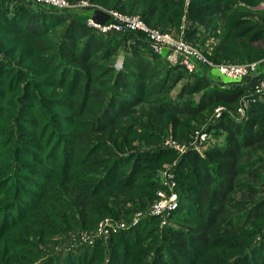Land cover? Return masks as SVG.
Segmentation results:
<instances>
[{"label": "trees", "instance_id": "trees-1", "mask_svg": "<svg viewBox=\"0 0 264 264\" xmlns=\"http://www.w3.org/2000/svg\"><path fill=\"white\" fill-rule=\"evenodd\" d=\"M70 1H86L89 3V5H87L88 7L82 6L81 9L98 10L97 5L100 6L99 4L107 6L108 9L104 13L107 15L108 20L95 19L102 24L115 21L111 11H118L125 15H137L133 12H140V17L149 27L159 29L162 32H169L168 30L175 25L174 21L176 18L178 20V26L180 27V17L184 13V6L186 4L185 0H131L129 6L122 4L119 0ZM242 1H245L247 4H254L258 0H191L186 8L188 18L193 21H200L201 24L207 26L210 33L209 36H212L211 38L214 40L209 48L212 49L211 53L212 57L214 56L213 60L217 63L221 62L219 61V56L222 53H224V55L226 54L225 57H227V55L230 54L229 51L236 50V52H238L241 48H246L245 44L237 43L236 40H239V38H246L247 35L252 34L250 41H253L257 34L261 36L264 35V27L262 24L245 21L248 20V17L238 16L241 9L237 8V6ZM140 2H142L144 8L138 10L136 5L140 4ZM237 3L239 4L237 5ZM175 7H180V11L172 9ZM249 10L250 9H247L248 12H251V10ZM262 12L264 16V11ZM66 13H68V8L60 9L48 5L37 4L32 1L0 0V23H2V28L10 29L11 32L21 33L26 40L44 37L46 32L52 28H58V24L64 22L68 24V28L72 27L74 32L81 35L84 41L81 43V47H78L79 44L76 43L75 49L72 50L69 49L71 46H68V50L66 49L59 53L42 54L41 59L43 60V67L48 77L49 70L56 68V64L59 63L74 71L69 83L70 89L78 91L83 88L85 91H89L91 81L88 80L87 84L80 85L81 77H88L86 70L88 71L89 67L97 66L106 69L107 73H115L114 79L118 75L116 80H114L115 85L127 88L133 91V93L136 92L138 95L131 94L130 97H125L126 100L124 101L126 105L123 104L124 107H122L119 113L116 114V116H108L107 111L113 107L117 99L122 98V96L117 93L111 94L110 96L111 89L109 87H107V89L95 88L96 91L93 93L105 96V99L99 104H105L106 108H108L99 111L98 116L93 121L89 120L88 122H82L81 128H83V130L73 129V135L71 136L73 139L72 142H66L63 139L58 140L56 133H59V131H55L54 137H56L58 141H56L57 143L54 145L55 149L53 148L47 157L48 165L52 167L54 176L53 179H47L46 176L42 177L44 180L47 179L48 183L53 182L52 186L55 184L54 188H45L41 183H33L32 185L35 190H20L18 185H13L14 183L11 182L12 179L17 177V171L8 173L4 179L0 180V185L4 186V189L0 190V198L4 194L7 195L6 202L0 200V220H3V222L0 223V230L7 227L9 223L8 218L11 216L14 217V220L11 221L12 224L24 220L35 207H40L45 202L48 191H50V193L56 192L58 194L57 196H59L57 198L59 199L54 200L59 201L61 206H67L66 210L71 214L72 223H70L72 226L82 227L84 230H88L96 227L98 222L106 217H114L129 222L133 221V218H136L139 213L143 214L148 212V209L156 200L157 189L162 187V185L156 181V167L153 165L154 162L161 160L162 156H164L163 154L172 155L175 152L170 148L166 150L161 148L157 151L153 149L146 150L139 146L140 143L154 144L160 138V136L155 135V133H165L171 121H173L176 130L178 127L188 129L183 135V137L187 138L193 128H201L199 127L200 124L197 127H193L191 123H188V125H180V119L177 118L174 120L175 118H171L170 116L166 118V114L171 113L173 116L178 115L180 118L184 116L188 118H198L199 121H201L202 117H200L199 114L210 107L209 104H204L203 102L196 107H189L186 105L187 107L185 109H169L165 106L171 104L170 99H159V101L154 99L157 98L158 94L161 92L160 88L163 86V79H160L158 83L154 81L158 76H161V72L148 69L147 65L138 61L141 60L142 57L132 56L129 59L137 63L138 68L141 70L140 78L144 79L151 86L148 89H146V85H141V87H144L142 89L134 87L132 82H127V80L136 82V75L131 71L123 69L124 71L117 73L115 66L113 67L110 63H107L110 62L112 56L116 55L118 51V49L114 47L115 44L112 43L107 36L121 35L126 36L127 39L140 42L144 38L148 40L145 32L127 30L116 33H103L90 26L87 20L84 21L79 17ZM220 16H223V22H220ZM152 23H162L161 26L163 28L157 27ZM243 25L248 29H240ZM193 26L195 25H191V27ZM200 30L199 27L192 28L191 35L198 34ZM116 37L114 39H116ZM202 44H205L204 40ZM33 48L37 49L34 44ZM149 48L153 53V56H151L153 61L154 59H156L157 62L161 60L166 66L168 65L164 57L156 54L151 49L150 44ZM138 49L139 47H134L131 53L135 55L142 54ZM103 51L105 52L95 55V53ZM33 56L34 55H30L29 57ZM92 59H97V62L92 61ZM147 60L144 61L149 64V59ZM3 61L7 62V64H4V66H6L5 69H0V75H5L6 77H10V79L15 76L21 78L20 81L25 84L24 94L26 91L33 90L35 79L32 81H30L31 79L26 80L25 76H23L25 73L23 69H18L16 66L12 65L10 61L2 60V62ZM73 63L82 64L85 66V69H80L73 65ZM7 66L9 67L7 68ZM174 68L189 74V71L184 66L178 65ZM159 70L161 69L159 68ZM149 75H153V77L150 78ZM191 75H194V73ZM62 80H64V77L61 76L60 81ZM231 81L232 83L229 84L216 85L217 87L212 89L211 92L216 94L215 98L219 99L216 103L221 102L227 105L231 110H236L246 89L244 90V87L242 88L243 84L240 83V81L244 80L237 81L231 79ZM249 90L252 91L251 88ZM195 91H197V89L189 91L188 94ZM219 93H224L226 95L219 97ZM72 95H74V93ZM146 99H148L147 102L149 104H152L149 109H143V113L146 114L138 111L140 115L131 117L129 119L130 121H124V118L129 116L130 111L128 110L136 107L140 103H144ZM154 100L158 102L156 101V103ZM83 105L86 104L83 103L82 106ZM122 115L124 118L121 117ZM119 116L120 118H118ZM139 116L141 118H139ZM36 122L37 121L34 120L32 125ZM230 122H232L231 125H229ZM233 123H240L242 125L235 126ZM140 126H142V129L139 131L137 128ZM45 127L51 128L47 129L49 132L53 130L49 124ZM222 127L228 128V133L225 136L227 139L226 149L221 151L208 149L206 156L198 155V153L196 155L192 154L193 156L189 154L190 156L187 155L185 157L186 159L184 158L185 160L183 159L181 161V166L186 168L185 170H181V175L187 177V181L191 186V193H193L191 195L193 199L188 198L189 200L184 206H182L183 201H181L177 209V215L182 208L184 209L185 207V209L189 211V216L187 215L188 218L194 220V223L188 225L189 229L176 227L174 224L165 225L163 231L166 232L167 236L173 238L174 244H177L176 246L179 248V251H177L178 254H174L175 245L171 246L170 244L168 246H162L157 251L156 257L153 255V263L158 262V258H160L163 264H172L173 258L175 259L177 255L179 258L186 256L188 261L186 260L185 264H188L190 258L196 259L204 250H207V248H218V245H216L218 243L215 244L213 240L218 238L220 234L219 231L225 228V224L231 218V215H233V212L230 214L227 213L230 210H239V212L244 213L245 216H249L256 212L257 208L262 204L260 201H256L254 199L255 197H251V189L247 188V186L245 190L248 191V197L237 198L233 194L237 190L241 191V188L245 186L246 182H239V180L242 176L248 173L250 174L249 170L253 166V163L248 162L246 164L245 161L249 160L256 153L255 151L264 148V100L253 103L248 109L247 115L241 121L234 119V117L227 112L222 119L211 123V130L213 132L210 129H207V131H209L210 135L218 130L223 132L221 130ZM47 143L53 144L51 140H47ZM248 149L254 151H248ZM16 151L17 146L13 148L14 154ZM207 156L218 158L222 161L219 163L220 165H212ZM12 161L13 159L11 158L9 162ZM122 162L125 164L128 163L127 166L122 167ZM1 177L2 174L0 175V178ZM60 177L62 178L57 181ZM12 187L13 190H11ZM255 190L256 188L254 187V191ZM23 194L27 195V201L26 199H21ZM62 197L66 200L61 201ZM11 210H14V212H11ZM173 212L174 211H172V214ZM65 213L66 212L63 211L61 214H58V216L52 217L56 219L57 222L59 221L62 224L68 225L69 223L64 221L68 218ZM177 215H172L171 219H175ZM31 216L32 218H36L34 214H31ZM159 220V216H149V214H146L140 225L142 228L135 231L134 234H139L140 237V234L143 235L145 230L152 224H156L157 226ZM47 222H49V220ZM136 229H133V232ZM128 230L129 231L121 229L114 231L112 236L108 238V242H106L107 240H98L94 246L78 245V249H76L78 252L77 254L67 251H64L63 254L62 252H60V254L53 253L41 264H47L52 260H54L53 262H56V264H92L97 260H100L99 264H105L106 258L113 261L116 260L114 258L115 256H119V262L125 264L124 260L126 259L124 256L126 254L129 255V252L124 250L123 253H121L120 250L122 246L130 244L132 241L133 245L138 244L137 238L131 235L132 233L130 231L132 227ZM114 243H120L121 247H119L117 251H119L121 255H118L116 252L114 253L112 249L114 246L111 247L109 245H114ZM109 246L112 250H109ZM247 253L250 255L253 252L246 251L242 253L240 258H233L231 264H264V260L257 259L256 254H253L254 258L243 261L244 263L241 262L244 256H249L245 255ZM56 255H62L64 257H59L58 259Z\"/></svg>", "mask_w": 264, "mask_h": 264}, {"label": "rangeland", "instance_id": "rangeland-1", "mask_svg": "<svg viewBox=\"0 0 264 264\" xmlns=\"http://www.w3.org/2000/svg\"><path fill=\"white\" fill-rule=\"evenodd\" d=\"M29 1L36 3L34 0H28V2ZM67 1L71 3V7L68 8V13L66 14L79 17L84 21L87 20L88 23L91 20V22L94 21L101 25H107L96 21L98 19L108 20L107 15L104 13L108 9L107 6L99 4L100 6L97 5L98 10L81 9L82 6L80 7L79 2ZM185 1V10L179 22L180 27L178 26V20L176 18L174 21L175 25L172 26L167 33L176 39L187 41L197 48L205 58L200 61L196 60L197 64L196 70L193 72L194 75H191L193 73L190 72V75L186 74L180 69L174 68L178 65L175 66L169 62L168 53L164 52L159 54L166 59L167 66L161 60L157 62V60L154 59L153 61L151 59L153 53L149 48V44L151 47L149 39L147 40L144 38L139 42L133 41V39H127L126 36L121 35L107 36L108 39L115 44L114 47L118 49L116 55L112 56L110 62L107 63H110L113 67L115 66L117 73L129 70L136 75V82L127 80L128 83L132 82L136 88L143 89L144 87H141V85H146V89L151 87L144 79L140 78L141 70L138 68L137 63L129 59L132 56L142 57L144 59L141 58V60L138 61L147 65L148 69L161 72V76H158L154 81L158 83L160 79H163V86L160 88L161 92L158 94V97L154 99L158 101L159 99H170L171 104L165 107L169 109H185L187 106L196 107L203 102L204 104L210 105V107L199 114L200 117H202L201 121H199L198 118H188L187 116L180 118L178 115L173 116L171 113L166 114V118L170 116L171 118H175L174 120L177 118L180 119V125H188V123H191L193 127H197L200 124L199 127L201 128H193L187 138L183 137V135L188 129L178 127L176 130L173 121H171L165 133H155V135L160 136V138L154 144L140 143L139 146L146 150L153 149L157 151L161 148L165 150L170 148L175 151L172 155L163 154L164 156H162V159L153 164L156 167V181L159 182L162 187L157 189L156 200L148 209V212L143 214L139 213L131 222L119 220L114 217H106L101 219L96 227L84 230L82 227L72 226V218L70 212L66 210L67 206H61L59 201L54 200L59 199L57 198L59 196H57L58 194L56 192L50 193V191H48L46 196L47 199L40 207H35L30 215L26 216L25 219L19 223L12 224L11 221L14 220V217H9L7 227L0 230V264H41L53 253L60 254V252H62L63 254L64 251H67L77 254L78 252L76 249H78V245L94 246L98 240H107L106 242H108V238L112 236L114 231L121 230L120 228L129 231L128 229L131 227V235L137 238L138 244L133 245L132 241L130 244L122 246L120 250L121 253H123L124 250L129 252V255L126 254L124 256L126 259L124 260L125 264H151L153 263V255L156 257L157 251L162 246L164 247L170 244L171 246L175 245L174 254H178L177 251H179V248L176 246L177 244H174L173 238L167 236L166 232L163 230L165 229V225L168 226L171 224H174L176 227L189 229L188 225L194 223V220L188 218L189 211H187L185 207L184 209L182 208L177 215V209L181 201H183L182 206H184L188 202V198L193 199L191 196L193 193H191L190 190V183L187 181V177L181 175V170L186 169L181 166V161L189 154L196 155L198 153V155L206 156L208 149L218 151L226 149L227 139L225 136L228 133V128L222 127L221 130L223 132L218 130L210 135L207 129L211 130V123L222 119L227 112H229L234 119L241 121L247 115L246 112V115L241 117L238 113L240 108L245 105V99L248 98L251 100L248 108H246L247 111L253 103L264 100V98H262L263 96L256 91L254 92L261 78L264 79V35L261 36L257 34L253 41H250L252 34L247 35L246 38H239V40H236L237 43L245 44L246 48H241L238 52H236V50L229 51L230 54L227 55V57H225L226 54L224 55V53H222L219 56V61L221 62L217 63L213 60L214 56L212 57V49L209 48L214 40L211 38L212 36H209L210 33L207 26L201 24L200 21H193L188 18L186 8L191 0ZM119 2H122L124 5L126 4V6L131 4V0H119ZM238 4L239 3H237V5ZM83 6L86 7V5ZM136 7L138 10L144 8L142 2L137 4ZM237 8L241 9L238 16L248 17V20L245 21L262 24L264 27V16L262 12L264 11V0H258L254 4H247L245 1H242ZM172 9L180 11V7ZM247 9H250L251 12H248ZM133 13L137 14L139 17L141 15L140 12ZM220 18V22H223V16H220ZM152 24L160 28L162 27V23ZM193 24L195 26L191 27ZM1 25L2 23H0V69H5L6 66H4V64H7V62H2V60L10 61L12 65L25 71L23 76H25L26 80L31 79L30 81H32L35 79V86L32 88L33 90L26 91L24 94L25 84L20 81L21 78L15 76L10 79V77L0 75V175L2 174L0 180L4 179L8 173L17 171V177L12 179L11 182L14 183L13 185H18L20 190H35L32 185L33 183H41L45 188H54L55 184L52 186L53 182L48 183L47 181V179H53L54 176L52 167L48 165L47 157L50 151L53 148L55 149L54 145L57 143L56 141L63 139L66 142H72L73 139L71 136L73 135V129L83 130V128H81L82 122H88L89 120L93 121L98 116L99 111L108 108H106L105 104H99L105 99V96L93 93L96 91L95 88L107 89V87H109L111 89L110 96L115 93L122 96V98L117 99L114 106L107 111L108 116H116V114L119 113L122 107H124L123 104L126 105L124 101L126 100L125 97H130L131 94H138L136 92L133 93V91L127 88L115 85L114 80H116L118 75L114 79L115 73H107L106 69L97 66L89 67V70H86L88 77H81L80 85L87 84L88 80L91 81L90 92L85 91L83 88L78 91L70 89L69 83L74 71L59 63L56 64V68L49 70L48 77L43 67V60L41 59L42 54L59 53L60 51L68 50V46H71L69 49L72 50L75 49L76 43L79 44L78 47H81V43L84 42L81 35L74 32L72 27H67V23L58 24V28L50 29L45 33L44 37L33 40H26L21 33L11 32L10 29L2 28ZM194 27H199L201 30L198 34L191 35L192 28ZM243 28H245L244 25L240 29ZM115 37L116 39H114ZM203 40L205 44H202ZM33 44L37 49L33 48ZM136 46L139 47L138 50L141 51L142 54L135 55L131 53ZM104 52L105 51L95 53V55ZM30 55L34 56L29 57ZM147 59H149V64L144 61ZM92 61L97 62V59H92ZM121 61L123 65L119 66L118 63ZM251 61L258 64V70L250 78L240 81V83L243 84L242 88L244 87L243 89H246V91L239 101L238 108L236 110H231L227 105L221 102H219L220 104L216 103L219 99L215 98L216 94H213L211 90L217 87L216 85L232 83L230 78L221 75L219 65L253 63ZM73 65L80 69H85V66L82 64L73 63ZM8 67L9 66H7V68ZM159 68L161 70H159ZM61 76L64 77L62 81H60ZM149 77L152 78L153 75H149ZM250 88L252 91L249 90ZM194 89H197V91L188 94L189 91H194ZM73 93L74 95H72ZM225 95L224 93L218 94L219 97ZM157 100L154 101L156 102ZM147 101L148 99H146L144 103H140L136 107L128 110L130 111L129 116L124 118L122 115L121 117L125 119L124 121H130L129 119L131 117L140 115V113L144 112L143 109H149L152 105ZM83 103L86 105L82 106ZM138 111L140 113H138ZM118 118H120V116ZM139 118L141 117L139 116ZM34 120L37 122L32 125ZM48 124L53 128L50 132L47 129L51 128L45 127L46 125L48 126ZM231 124L232 122H230L229 125ZM240 125L242 124H235V126ZM137 129L140 131L142 126ZM55 131H59V133H56L58 140L54 137ZM204 133H206L205 137ZM47 140H51L53 144L47 143ZM15 146H17V151L14 154L13 148ZM248 151L254 150L248 149ZM255 152L256 153L250 159L248 158L249 160L245 161L246 164L248 162L253 163V166L249 170L250 174L248 173L242 176L239 180V182H246L245 186L241 188V191L237 190L233 195L237 198L248 197V191L245 190L247 186V188L251 189V197H255L254 199L260 201L262 204L257 208L256 212L249 216H245V214L239 212V210H230L227 214L233 212V215H231V218L225 224V228L219 231L220 234L218 238L213 240L215 244L218 243L216 244L218 248H207V250H204L196 259L190 258L188 264H231L233 258H240V255L246 251H251L253 253L250 255L249 253L245 254L249 256H244L241 262L254 258L253 254H256L257 259L264 260V148L261 150L258 149V151ZM207 157L212 165H220L219 163L222 161L218 158ZM11 158L13 159V163L9 162ZM124 164V162L121 163L122 167H126L128 163ZM43 176H46L47 179H42ZM61 178L62 177L58 178L57 181ZM13 187L11 190H13ZM254 187L256 188L255 191ZM1 189H4L3 185H0V190ZM161 198L164 200L174 198L178 202V205L174 210H166L164 213L157 215V212L154 210V205L156 201H159ZM21 199H26L27 201V195L23 194ZM0 200L6 202L7 195L4 194ZM65 200L66 199L62 197L61 201ZM63 211H65V215L68 216L67 220L64 221L70 225L62 224L59 221L57 222V220L52 217L58 216V214H61ZM172 211H174L173 214ZM11 212H14V210H11ZM31 214H34L36 218H32ZM146 214H149V216H159L160 220L157 226L156 224H152L145 230V233L143 235L140 234L139 237V234L136 235L134 233L142 228L140 225ZM174 214L177 215V217L171 219ZM48 220L49 222H47ZM2 222L3 220L1 219L0 223ZM109 222L113 223L115 227L118 225L119 229H110L109 235H99L103 233L100 232V229H103L104 233L106 232ZM133 229L136 230L133 232ZM109 245L111 247L114 246L112 248L114 253L116 252L118 255H121V253L117 251L118 248L121 247L120 243ZM110 246L109 250H112ZM56 256H58V259L59 257H64L62 255ZM175 257L176 258L172 260V264H185L187 260L186 256L179 258L176 255ZM114 258L116 260L113 261L106 258L105 264H121L119 262V256H115ZM158 259L159 261L153 264H163L162 259ZM53 261L54 260L47 264H56V262ZM99 263L100 260H97L92 264Z\"/></svg>", "mask_w": 264, "mask_h": 264}, {"label": "built area", "instance_id": "built-area-1", "mask_svg": "<svg viewBox=\"0 0 264 264\" xmlns=\"http://www.w3.org/2000/svg\"><path fill=\"white\" fill-rule=\"evenodd\" d=\"M24 2H28V0H22ZM37 4L41 5H48L52 7L58 8H69L71 7V3L67 0H34ZM80 7L83 5H89L88 2L83 1L79 2ZM113 14L115 21L107 24L101 25L95 23L94 21H89V25L100 30L103 33H116V32H123L127 30H134V31H143L147 34L148 39L151 42V48L157 53H168L169 62L172 65H181L184 66L190 73L195 72L196 70V60L200 61L205 59L201 52L189 44L187 41L183 39H176L172 35L167 32H162L159 29L149 27L141 17L137 15H125L118 11H111ZM118 65L122 66L123 62L121 61ZM219 70L221 75L226 76L233 80H245L250 78L253 74H255L258 70V64L253 62L249 64H220ZM259 93L262 98H264V79L261 78V81L254 89V92ZM246 103L243 107L240 108L238 111L241 117L246 115L248 105L251 102L250 99H245ZM206 133H204V137ZM175 198V197H174ZM169 199L164 200L160 199L156 201L154 205V210L157 212V215L164 213L166 210H174L178 202L176 199ZM124 227V226H121ZM110 229L117 230L119 229L118 225L115 227L113 223L109 222L106 228V232L104 233L103 229H100L99 235H109ZM122 229V228H120ZM98 238V237H97Z\"/></svg>", "mask_w": 264, "mask_h": 264}]
</instances>
